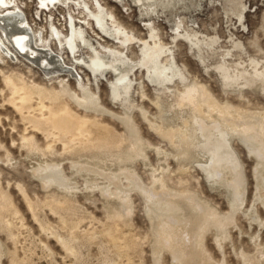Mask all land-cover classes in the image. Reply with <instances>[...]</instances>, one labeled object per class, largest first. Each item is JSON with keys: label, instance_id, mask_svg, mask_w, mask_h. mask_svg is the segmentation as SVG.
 <instances>
[{"label": "rangeland", "instance_id": "obj_1", "mask_svg": "<svg viewBox=\"0 0 264 264\" xmlns=\"http://www.w3.org/2000/svg\"><path fill=\"white\" fill-rule=\"evenodd\" d=\"M16 11L77 78L0 34V264H264V129L195 109L263 124L264 0H0Z\"/></svg>", "mask_w": 264, "mask_h": 264}, {"label": "bare ground", "instance_id": "obj_2", "mask_svg": "<svg viewBox=\"0 0 264 264\" xmlns=\"http://www.w3.org/2000/svg\"><path fill=\"white\" fill-rule=\"evenodd\" d=\"M109 19H111V15L103 14L102 16H100L99 22L97 23L98 29L105 34H109L110 32L107 22ZM0 34L5 38L9 46L11 45V47L16 51H14L15 54L17 53L16 57L18 55H20V57H25L27 60L34 63L35 67L39 68L45 75H69L77 78L76 73L73 70L67 68L63 60L58 55L52 53L47 48L40 49L35 45L34 34H32V32L29 30V27L25 26V16L20 11L0 15ZM75 36L76 33L73 31L72 35L68 37V42L70 44L74 42ZM0 43L3 53L6 52L8 55L12 53L9 49L5 48L6 44L4 45L2 41H0ZM69 43L68 45H70ZM89 47H91V45ZM155 48V52H159V49L157 47ZM70 50H72V48ZM91 51L93 53V57L90 58V66H88L94 71H102L108 73L112 72V74L118 71L116 64L104 61L95 51V49L92 50L91 48ZM148 52L149 51L147 50L146 55L149 54ZM123 83V79H120L119 85L122 86ZM113 89L114 92H116L118 90V86L114 85ZM22 92V89L16 88L14 90V97L18 99L21 96ZM200 107H207L210 110L217 111L220 117H222L230 126L234 128H240L242 126L241 131L243 133L247 134L255 132L257 129H264V122L263 124H259L258 126H252L244 125L242 123V120L234 121L233 117H231L228 111L226 112L224 111V109L217 110L213 101L204 92L200 94V99L195 103V109L197 111L200 109ZM57 115H68V113L65 111H59ZM160 235L167 241V246L173 247L175 235L173 234V226L171 224L164 225L160 231Z\"/></svg>", "mask_w": 264, "mask_h": 264}]
</instances>
